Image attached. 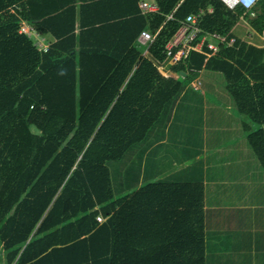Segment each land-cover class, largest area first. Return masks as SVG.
<instances>
[{
  "label": "trees",
  "instance_id": "trees-1",
  "mask_svg": "<svg viewBox=\"0 0 264 264\" xmlns=\"http://www.w3.org/2000/svg\"><path fill=\"white\" fill-rule=\"evenodd\" d=\"M140 1L0 0V264H206L204 183L150 181L116 197L108 166L205 69L223 74L264 169V46L233 31L245 20L264 39V0H155L150 13ZM200 13L201 31L166 72L155 60ZM23 22L55 41L39 48ZM212 32L236 40L197 49Z\"/></svg>",
  "mask_w": 264,
  "mask_h": 264
},
{
  "label": "crops",
  "instance_id": "crops-1",
  "mask_svg": "<svg viewBox=\"0 0 264 264\" xmlns=\"http://www.w3.org/2000/svg\"><path fill=\"white\" fill-rule=\"evenodd\" d=\"M23 26L43 50L55 41L28 22ZM155 62L173 73V58ZM224 80L222 73L205 69L184 87L146 139L139 158L140 181H189L190 175L189 179L203 182L206 264H264V169L248 143L244 117ZM196 99L205 114L179 115L182 100ZM191 122H199L201 130Z\"/></svg>",
  "mask_w": 264,
  "mask_h": 264
},
{
  "label": "rangeland",
  "instance_id": "rangeland-1",
  "mask_svg": "<svg viewBox=\"0 0 264 264\" xmlns=\"http://www.w3.org/2000/svg\"><path fill=\"white\" fill-rule=\"evenodd\" d=\"M233 31L235 34H237L238 36H240L241 38H243L246 41L252 42V43L257 44V45L264 44L263 37L261 35H259L258 33L254 32V30H252V28H250V26L247 24V22L245 20L240 21L235 26ZM211 40L213 43L217 42L216 39H211ZM217 82L218 81H216V84H217ZM224 82H225V80H224ZM218 88H219V86H218ZM193 101L182 100L181 103L179 104V112H178L179 115H181V113L195 114V115H199V114L201 115V113L205 114L201 110V108L203 106L200 103L199 99H196ZM167 113H165L163 115L162 119L165 118L164 116L168 115ZM191 123L194 124L198 128V130H201L199 122H191ZM191 141H192V139H191ZM147 143H148L147 140H145L141 143H137V144L133 145L127 151V153L125 154V156L122 159L112 160V161L108 162V166H109L111 173H112L113 188H114V192H115L116 197H121V196H125L129 193H132L135 190H137L139 187H141L142 184H145V182L142 183L140 181V173H141V164L142 163H141V160H139V158L141 157V154L144 152V147ZM191 149H193V146H191ZM191 149H190V151H192ZM143 155H144V153H143ZM148 160L150 161V155H148ZM149 161L147 164L148 168H149ZM189 161H190L189 163L193 162V156L192 155H190ZM174 169H172V171H174ZM189 176H187L188 179H186V180L193 181V180L189 179ZM176 179L178 182V178H175L173 180H176Z\"/></svg>",
  "mask_w": 264,
  "mask_h": 264
},
{
  "label": "built area",
  "instance_id": "built-area-1",
  "mask_svg": "<svg viewBox=\"0 0 264 264\" xmlns=\"http://www.w3.org/2000/svg\"><path fill=\"white\" fill-rule=\"evenodd\" d=\"M229 8L234 9L238 6H242L246 9H253L259 0H222ZM139 6L143 13L155 12L158 10V5L155 0H141ZM200 14H191L184 21L183 25L176 32L173 39H171L166 44V51L169 57L173 58L174 61L180 60L185 52L187 47L191 46L195 41L198 33L201 31V28L198 25V18L201 16ZM172 18V15H168V19ZM26 33H29V30L24 26L21 28ZM139 41L148 47L154 41L155 35L149 30L144 29L141 31L139 35ZM211 39H216L217 42L213 43ZM236 40V37H228L227 35L212 32L206 33L202 36L201 40L195 45L197 49H202V47L208 43V46L216 51L220 43H227L228 45H233ZM178 47L176 52H173L174 48ZM47 50V49H45ZM97 219L99 221H104L105 218L103 216H98Z\"/></svg>",
  "mask_w": 264,
  "mask_h": 264
},
{
  "label": "bare ground",
  "instance_id": "bare-ground-1",
  "mask_svg": "<svg viewBox=\"0 0 264 264\" xmlns=\"http://www.w3.org/2000/svg\"><path fill=\"white\" fill-rule=\"evenodd\" d=\"M164 117H166V116H164Z\"/></svg>",
  "mask_w": 264,
  "mask_h": 264
}]
</instances>
